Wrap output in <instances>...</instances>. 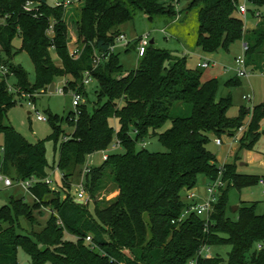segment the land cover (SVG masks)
Returning a JSON list of instances; mask_svg holds the SVG:
<instances>
[{
  "label": "trees",
  "instance_id": "1",
  "mask_svg": "<svg viewBox=\"0 0 264 264\" xmlns=\"http://www.w3.org/2000/svg\"><path fill=\"white\" fill-rule=\"evenodd\" d=\"M26 1L0 0V61L11 72L0 78V172L14 182L31 178L37 182L29 188L31 204L24 198H11L0 207V264H19V249L29 256L28 264H189L192 260L196 264H264V211L257 213L254 202L239 206L235 218L227 214L230 186L240 190L261 181L264 184V176L239 172L237 156L254 150L264 136L260 129L264 102L241 106L230 117L231 97L217 99V79L203 81V69L190 68L185 55L176 56L153 41L137 59L135 69L126 71L118 53L109 50L121 26L137 11L149 19L172 14L173 0H83L76 21V46L82 52L76 58L69 54L65 8L47 0H30L37 10L27 12ZM238 2L190 1V8H198L196 46L213 54L228 52L233 43L243 40L246 66L257 67L264 59V22L245 30L243 20L236 16ZM254 3L260 7L264 0ZM50 26L53 36L47 34ZM16 36L21 41L18 49L13 45ZM22 51L33 64V82L22 65L12 63ZM53 52L61 65H55ZM95 53L105 55L96 66ZM85 71L96 81L92 105L82 102L66 117L48 112L46 118L52 128L48 139L56 140L60 133L66 138L56 166L61 174V195L44 182L48 176L44 141L31 143L5 122L8 109L17 104L7 80L13 76L18 92L29 93L64 79V93L77 91L86 97ZM183 106L189 107L186 115ZM247 118L246 129L235 137ZM64 120L73 127L68 136L60 124ZM167 122L170 126L161 130ZM223 135L237 139L239 146L232 162L219 165L207 144L211 136ZM150 136L166 151L137 148ZM116 139L123 151L109 153L84 176L90 210L87 203L79 204L70 195L73 178L89 155L105 150ZM219 173L224 186L207 225L194 213L177 223L187 205L183 192L195 188L201 175L211 181ZM107 180L117 191L110 200L98 198ZM43 208H49L50 214L41 225L38 218ZM21 220L29 224L28 229ZM215 244L230 245L226 261L218 255H199L203 245Z\"/></svg>",
  "mask_w": 264,
  "mask_h": 264
},
{
  "label": "rangeland",
  "instance_id": "2",
  "mask_svg": "<svg viewBox=\"0 0 264 264\" xmlns=\"http://www.w3.org/2000/svg\"><path fill=\"white\" fill-rule=\"evenodd\" d=\"M49 4H54V0H47ZM66 1V0H59ZM83 1V0H82ZM191 0H173L172 7L174 8V13L168 14H159L153 16L152 19H149L142 12L137 11L133 18L126 22L121 26V30L126 34V38L130 41L136 36H140L143 33H149L150 40L154 39V45L171 51L176 56L185 55L187 57V64L190 68H199L197 66V62L203 61V59L199 58L198 52H196V37L198 31V8L189 7V3ZM83 2L70 7L65 10V20L69 27V42L75 37L77 42V34H76V21L78 19L79 8L82 6ZM74 7V8H72ZM261 12V17L257 18L251 15H248L247 20L244 22V28L247 31H251L256 29L261 23L264 22V5L258 7ZM236 16L241 19V16L236 13ZM21 41L18 36H16L13 40V45L15 49L20 47ZM243 40L236 41L233 43L229 51L219 50L217 53L204 55V57H209L212 61L215 62L214 65H211L207 68L203 69L202 80L205 81L209 78H216L218 87H217V99L221 97L230 96L232 99V104L228 109V116L234 117L238 114V110L241 106L252 107L254 105L260 104L264 102V59L261 65L254 67H247L248 75L245 77L237 78V63L235 58L238 56H242L244 54L243 51ZM132 48V44L129 45ZM114 51L118 53L119 59L124 66L126 71H130L135 69L137 65V54L136 51L132 48L129 50H124L122 46H116ZM52 58L54 60L55 65H61L60 60L56 56V54L52 53ZM12 63L20 64L27 71L29 80L31 82L34 81L35 73L33 64L25 51L19 52L13 59ZM238 79V83L230 84V81H235ZM8 85L15 88L16 79L13 76H10L7 80ZM55 83L58 86H63L62 80L57 79ZM96 88V81L91 80L89 84L85 85V95L83 96V102H86L88 105H92V101L95 100L94 90ZM48 89V87H47ZM46 88L41 90H34L32 92H18L16 88L12 91L11 94L14 95V98L17 99V104L8 109L5 122L11 125L15 130H17L23 137L26 138L31 143H35L38 141H44V146L46 150V160H47V177L51 180V184H48L52 189L56 191H61V195H64V192L61 188V174L57 169V159L58 152L62 140L64 138V134L60 133L57 139H48L50 134L52 133V128L49 121H42L36 118L37 112L32 109L28 105V96L30 94L31 100L33 104H35L36 110L39 114L43 115L47 118L48 112L52 114H57L60 117H66V115L74 110V106L72 104V91H68L64 94H58L56 92H48ZM82 95V93H80ZM184 115L189 113V107L183 106ZM248 118L246 119L245 125L238 128L234 135L235 137H240V135L246 129V123ZM112 125L115 129L118 127V123L116 119L111 121ZM64 133L68 136L73 132V127L68 125L64 120L60 122ZM170 126V122H167L161 130H165ZM260 129H264V119L261 121ZM223 143L218 145L215 143V137L211 136L209 143L207 144V148L213 152L216 157H219L218 164H223V161H231L232 155L233 160L235 158V153L237 149L232 155H227V147L232 144L235 146L237 142H234L232 138L227 135L222 136ZM3 142V134L0 133V156H1V146ZM239 146V145H238ZM138 149L145 148L150 152H165L166 148L162 146L158 139L155 136L148 137L144 142H140L137 145ZM255 151L260 152L264 157V136H261L259 141L255 146ZM123 149L118 147L113 149L110 147L109 153L112 152H121ZM240 152L238 153V160L241 166L239 167V172L245 174H254L259 175L260 177L264 176V169H261L256 163L255 164H246L243 165V159L240 156ZM232 160V161H233ZM102 153L94 152L93 154L87 157L85 164L83 165L80 173L77 172L73 178V182L71 185L70 195L75 198L77 191L80 189V185H84V167L85 165H89V167L93 165H98L102 163ZM208 183L207 178L204 175H201L197 181L195 190H186L183 192V199L187 201V194L189 192H196L197 201L201 202L202 194L205 193L206 184ZM85 189V188H84ZM113 184L109 180H107V185L104 190H102L98 194V198H104L107 200L112 199L117 191L112 190ZM201 195V196H200ZM200 196V197H199ZM11 198H24V200L28 203H32V196L29 191L23 187L21 182H13L12 186L9 187H0V207L8 204ZM89 195L86 190H84V199L83 203H87L89 205L90 210H92L91 201H88ZM256 203V212L261 214L264 211V184L257 183L251 186L243 187L240 190L236 189L233 186H230L228 189V209L227 214L232 218H235L236 215L234 212L238 210L239 206H243L245 204ZM237 206V209L233 211V207ZM42 217L38 218L40 224L43 225L45 219L50 214L49 208H43ZM21 225L28 229L29 224L21 220ZM39 229L38 227H35ZM231 247L227 244H215L210 245L209 250L212 255H218L224 261L227 259V254L230 251ZM19 264H28L29 256L22 250L18 251Z\"/></svg>",
  "mask_w": 264,
  "mask_h": 264
},
{
  "label": "built area",
  "instance_id": "3",
  "mask_svg": "<svg viewBox=\"0 0 264 264\" xmlns=\"http://www.w3.org/2000/svg\"><path fill=\"white\" fill-rule=\"evenodd\" d=\"M82 2V0H66V1H59V0H54V4L55 6H62L65 8V10H67L70 5L74 4L73 6H75L76 4H79ZM24 10L27 12H34L37 10V5H35V3H33V1H26L25 5H24ZM236 13H238L241 16V19L243 20V22H245L247 20L248 15L254 16V17H261V12L259 10V8L255 5L254 0H239L238 4H237V8H236ZM3 18L0 15V23L2 22ZM47 34L49 36H53V31H52V27L50 26V28L47 30ZM135 51L137 54V58H140L144 55L147 46L150 44V35L149 33H143L142 35L136 37L135 39ZM132 41L128 40L126 38V35L124 33H120L115 37L114 43L112 45L109 46V50L110 51H114L116 46H122V47H127ZM247 49L246 44H243V51L244 54L242 56H238L235 58L236 63H237V77H245L248 75L247 72V66H246V62H245V51ZM82 52V48L77 47L76 45H72L71 42H69V54L71 57L76 58L80 55V53ZM104 53H95L94 54V65L96 66L99 62L102 61V59L104 58ZM215 62L212 60H205V61H201L197 64V66L199 68H207L211 65H214ZM8 74H11L8 65L2 63L0 61V78L2 77H6ZM62 80V84L63 86H58L55 83V87H54V92L58 93V94H64V84H65V80ZM92 80L90 72L89 71H85L84 72V78H83V84H89L90 81ZM16 88V87H15ZM14 88V89H15ZM7 89L9 92L12 91H16L12 88V86L8 85L7 82ZM48 91V90H47ZM28 96V105L30 107H32V109L34 111L37 112L36 118L38 120H42V121H46V117H44L43 115L39 114V112L36 110L35 104H33L30 94H27ZM83 102V96L77 92V91H72V104L74 106V108L76 106H78L79 104H81ZM66 139V138H64ZM234 142H237V139L233 140ZM215 143L218 145L222 144V139L221 138H216L215 139ZM110 147H113V149H116L118 147H120V141L119 140H114L110 146L108 148H106L105 150L100 151L102 153V160H106L110 151ZM2 147H1V156H2ZM1 156H0V165H1ZM89 165H85L84 167V172L87 173L89 171ZM13 179L10 178L9 176L3 174L0 172V187L4 186V187H9L13 185ZM21 182V184L23 185L24 188H26L29 191V188L35 184L37 182V179L31 178V179H27L25 181H18ZM44 182L47 184H51V180L46 177L44 179ZM261 183H263L261 181ZM224 186V182L220 179V173L219 176L211 181H208V183L206 184V189H205V194L204 197L201 198V202L197 201V195L194 192H189L187 194V205L185 206V208L182 210V212L180 213L179 217L177 218L176 222L180 223L183 220H185L189 215L191 214H196L200 217H202L205 220V225H207L208 221H209V217L213 211V203L216 201L217 199V195L219 192V189L222 188ZM84 185L81 184L80 185V189L77 191L76 197L74 198L75 201L78 200H83L84 199ZM87 240L90 241V237H87ZM259 248H261V246H259ZM199 255L204 257V258H210L212 256V254L210 253L209 250V246L208 245H203L200 250H199ZM189 264H196L195 260H192L189 262Z\"/></svg>",
  "mask_w": 264,
  "mask_h": 264
},
{
  "label": "crops",
  "instance_id": "4",
  "mask_svg": "<svg viewBox=\"0 0 264 264\" xmlns=\"http://www.w3.org/2000/svg\"><path fill=\"white\" fill-rule=\"evenodd\" d=\"M75 7V6H74ZM74 7H72V8H74ZM121 32L122 33H124L122 30H121ZM125 34V33H124ZM126 35V34H125ZM136 38V36L133 38V40H132V42L130 43V44H132L133 45V49H135V46H134V43H135V39ZM151 40H153L154 41V39H151ZM71 43H72V45L74 46V45H76V39H75V37H73V39L71 40ZM129 44V45H130ZM127 46V47H123L124 48V50H127V49H132V48H130V46ZM196 50V52H198V55H199V58L200 59H203V61H205V60H211V59H209V57H204V55H209V53H205V52H203L200 48H196L195 49ZM217 53V52H216ZM214 54V53H213ZM199 62H197V64H198ZM222 139V138H221ZM222 143H223V140H222ZM236 149H238V142H237V144L235 145V146H233L232 144H230V146L228 145V147H227V155H232L234 152H235V150ZM232 153V154H231ZM241 154H240V156H241V158L243 159V165H246V164H248V163H250V164H257L261 169H264V157H263V155L260 153V152H258V151H255V150H252V151H249V150H244V151H242V152H240ZM233 156H234V154L232 155V160H233ZM218 159H219V157H217ZM232 160L231 161H223V164H225V163H228V162H232ZM241 164H242V162L240 163V166H241ZM192 191H196L195 190V188H193V189H191ZM205 191V190H204ZM195 194H196V192H194ZM117 194V193H116ZM204 194L205 193H203L202 194V197H204ZM201 196V195H200ZM199 196V197H200ZM201 197V198H202Z\"/></svg>",
  "mask_w": 264,
  "mask_h": 264
},
{
  "label": "water",
  "instance_id": "5",
  "mask_svg": "<svg viewBox=\"0 0 264 264\" xmlns=\"http://www.w3.org/2000/svg\"><path fill=\"white\" fill-rule=\"evenodd\" d=\"M153 43V40H150V44H152ZM54 87H55V82H51L50 84H49V86H48V92H53L54 91ZM77 203H79V204H82L83 203V201H81V200H78V201H76ZM237 209V206H235V207H233V211H235Z\"/></svg>",
  "mask_w": 264,
  "mask_h": 264
}]
</instances>
